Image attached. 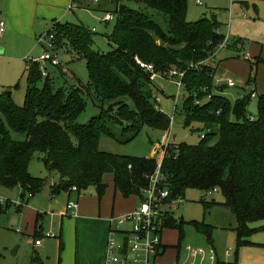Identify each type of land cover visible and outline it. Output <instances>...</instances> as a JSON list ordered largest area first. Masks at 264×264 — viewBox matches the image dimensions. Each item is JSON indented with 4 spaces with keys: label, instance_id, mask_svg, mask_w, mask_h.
I'll use <instances>...</instances> for the list:
<instances>
[{
    "label": "trees",
    "instance_id": "trees-1",
    "mask_svg": "<svg viewBox=\"0 0 264 264\" xmlns=\"http://www.w3.org/2000/svg\"><path fill=\"white\" fill-rule=\"evenodd\" d=\"M112 4L115 12H105L115 13L117 23L107 37L108 52L94 49L92 32L83 24L58 23V32L52 36V47L86 61L88 85H60V68L55 78L49 73L44 77L41 63L31 61L25 104L18 106L12 97L0 95L6 123L0 125V187L21 188L23 200L40 194L47 181L33 177L29 165L36 153H42L46 170L58 175L50 187L53 196L80 198L95 187L101 197L106 190L103 177L112 174L117 193L141 198L149 186L148 177L156 170L155 159L108 153L100 149V143L103 136L115 138L113 127L122 128L131 140L144 128L168 132L171 119L152 102L156 81L152 76L176 69L183 73V87L195 91L182 111L185 126L198 123L206 133L199 145L173 144L167 149L162 173L169 189L174 197H185L188 190L208 193L217 188L224 196L223 206L236 217L238 248L255 245L251 237L264 232V225L253 228L264 224V95L258 96L256 118L247 109L252 93L235 104L224 96L229 86H216L217 70L207 63L225 37L216 21L189 22L188 0H113ZM122 5L127 8L121 10ZM153 13L168 19L167 31ZM138 61L154 71L142 68ZM255 64L264 65V58H256ZM205 98L210 102L201 105ZM87 99L101 108L89 123L80 121ZM11 132L24 134L26 140H13ZM184 224L169 217L166 228L178 230L182 239ZM191 224L206 232L213 243L211 226ZM33 264H42L38 256Z\"/></svg>",
    "mask_w": 264,
    "mask_h": 264
},
{
    "label": "rangeland",
    "instance_id": "rangeland-1",
    "mask_svg": "<svg viewBox=\"0 0 264 264\" xmlns=\"http://www.w3.org/2000/svg\"><path fill=\"white\" fill-rule=\"evenodd\" d=\"M94 1L0 0V21L6 24V33L0 39L3 49L0 51V95L11 93L16 105L25 104L29 91V62L40 57L44 50L58 60L57 66L44 62L43 67L53 77H56L59 68L63 71L59 78L60 85L78 87L80 82L88 85L86 61L76 54L55 49L50 40L58 32V23L83 24L92 32L94 49L108 52L110 46L107 37L116 26L117 16L114 13V19L106 23L105 11L115 12L116 7L112 4L113 0H98L97 5H94ZM201 2L200 5L197 0H188L187 20L216 21L220 24L221 35L228 41L227 47L219 49L215 58L207 63L217 70L215 84L221 87L226 85L228 79L234 81L235 87H225L223 90L224 96L233 104L244 95L256 93L257 96L252 97L247 106L249 113L256 118L259 114L258 96L264 95V65L255 64L256 58H264V0ZM132 5L137 7V4ZM151 15L167 31L168 19L157 13ZM237 45H240L239 49L235 48ZM155 79L152 102L171 119L169 131L144 128L131 140L132 136L129 134L123 135L122 128L113 127L111 132L115 138L103 136L100 143L102 151L123 156L154 158L153 151L161 148L168 135L171 145L200 144L205 130L198 123L186 127L182 113L186 99L195 91L190 93L185 87L181 88L180 77L170 80L159 75ZM214 94L222 95V92L214 91ZM87 101L80 121L89 123L92 117L101 113V108L97 101ZM209 102L205 98L201 105ZM112 122L114 126V121ZM2 123L6 124L0 112V125ZM11 137L15 141L26 140L24 134L16 132H11ZM43 159L42 153H36L29 165V173L33 177L47 181L43 191L34 198L28 199L27 195L23 200V191L19 187H0V264H33L37 257L36 252L43 264H92L99 258L97 235L100 236V232L96 234L99 223H93L96 229L88 232L87 225L76 220L79 217L78 211L77 216L72 212L66 213L68 197L66 194H51L50 183L56 181L58 175L46 170ZM103 182L106 190L101 197L95 187H90L80 198L85 208H96V212L89 214L90 220L94 221L95 217L102 219L107 209L110 213L114 211V218H119L132 214L138 208L140 198L131 196L126 199L115 194L112 174L104 175ZM183 198L180 204L175 205L177 209H171V214L174 220L185 222L184 237L181 239L180 232L176 229H164L162 243L166 251L161 264H176L177 261L178 264H201V257H190L189 247L206 254L215 250L217 261L211 262L206 258L203 264H264V232H256L251 237L255 245L238 248L235 231L237 220L233 212L223 206L225 199L220 191L208 195L204 191L188 190ZM77 200V195L72 194L70 201L77 203ZM207 205L210 206L209 209H206ZM123 208L128 212L119 214L118 211ZM192 222L211 226L213 243L208 241L206 232L197 229ZM262 225L264 224L254 225L253 228ZM112 227L124 229L132 226L129 223L119 226L116 222ZM35 233H39L38 239L43 246H34ZM116 238L119 240L121 236ZM226 252L231 255L227 257Z\"/></svg>",
    "mask_w": 264,
    "mask_h": 264
},
{
    "label": "built area",
    "instance_id": "built-area-1",
    "mask_svg": "<svg viewBox=\"0 0 264 264\" xmlns=\"http://www.w3.org/2000/svg\"><path fill=\"white\" fill-rule=\"evenodd\" d=\"M98 3V0L94 1ZM198 4H202L201 0H197ZM114 19L113 14L107 13L105 15V22H111ZM95 31V30H94ZM6 32V24L4 21H0V39ZM53 37L51 36L50 43ZM227 38L221 44L219 49L227 47ZM51 46V44H50ZM0 46V51H1ZM52 48V47H51ZM32 62L41 63V70L44 77L48 76L47 70L43 67L44 62H50L53 66L58 65V60L53 54L48 51H43V54L36 59H32ZM142 68H145L151 72L154 71L153 66L141 63L138 61ZM166 79L173 80L176 77H183V73L178 72L176 69L170 70L163 74H159ZM159 75L153 74L152 79L154 80ZM226 84L233 88L235 83L232 79H228ZM179 86L183 88L182 82H179ZM256 93H252V97H256ZM211 99V96H209ZM199 103L197 102V105ZM158 109V108H157ZM253 121L254 118L251 117ZM205 138V134L202 136ZM169 135L168 139L163 142L161 148L153 151V157L156 161V170L149 179V186L142 190L140 198V205L132 213L127 214L119 218L110 220L111 228L109 238L106 246L105 264H161L165 256V246L162 243V233L166 228L167 220L172 217L171 209H177L176 204H180L183 200L181 196L174 197L169 189L167 179L162 173L163 160L167 149L170 147ZM219 191L217 188L209 191L207 194L215 193ZM184 199V198H183ZM79 204L78 202L69 201L66 207V213L72 212L76 215ZM118 223L124 225L129 223L132 227L124 229H114L113 224ZM120 235L121 239H117L116 236ZM42 242L40 239L34 241L36 247L41 246ZM190 251L191 258L201 257V264L208 258L211 262L217 261V255L215 250H211L209 254L204 251L192 250ZM231 254L226 252V256L229 257ZM178 264V261L177 263Z\"/></svg>",
    "mask_w": 264,
    "mask_h": 264
},
{
    "label": "crops",
    "instance_id": "crops-1",
    "mask_svg": "<svg viewBox=\"0 0 264 264\" xmlns=\"http://www.w3.org/2000/svg\"><path fill=\"white\" fill-rule=\"evenodd\" d=\"M57 180L56 181H51L50 187H52L55 184V182H57ZM114 190H115V188H114ZM115 194L116 195H118V194L121 195L120 193H117L116 191H115ZM66 196L68 197V202H69V199L71 198L72 195L71 196L66 195ZM82 197H83V195L80 198H82ZM80 198H78V200H77L78 204H79V207H78V210H77L79 217H76L77 222L82 224V225H87L86 231L89 229L88 232H91V231L96 229V226L94 227L93 223H97V222L99 223L98 230L96 229V234H98L100 232V236L97 235V237H99V245H98L99 258L97 259V261H95L92 264H105L106 246H107V241H108V238H109L108 236H109L110 228H111L110 218L114 217L115 213H114V211H112V213H110V210L107 209V210L104 211V216L102 217V219L96 218L94 216L95 220L94 221H93V219L90 220L89 219V214H92L93 211L96 212V208L94 209L93 206H88L87 208H85L84 202H83V200L80 201ZM124 212H128V210L124 211V208H123V209L118 211L119 214L120 213H124ZM75 216H77V213H76ZM61 244L63 245L62 242H61ZM41 246H43V244H41ZM41 246H39V247H41ZM165 249H166V247H165ZM36 253H37V256L39 257V259L41 260V262L43 264V261H42L41 257L39 256L38 252H36Z\"/></svg>",
    "mask_w": 264,
    "mask_h": 264
},
{
    "label": "water",
    "instance_id": "water-1",
    "mask_svg": "<svg viewBox=\"0 0 264 264\" xmlns=\"http://www.w3.org/2000/svg\"><path fill=\"white\" fill-rule=\"evenodd\" d=\"M120 8H121V10H122V9H126L127 7H126V6H124V5H122ZM1 50H3V49H1ZM7 95H8L9 97H11V96H12V94H11V93H8Z\"/></svg>",
    "mask_w": 264,
    "mask_h": 264
}]
</instances>
